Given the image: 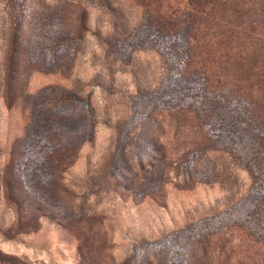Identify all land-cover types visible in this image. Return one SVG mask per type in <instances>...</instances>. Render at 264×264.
<instances>
[{
    "label": "rangeland",
    "instance_id": "rangeland-1",
    "mask_svg": "<svg viewBox=\"0 0 264 264\" xmlns=\"http://www.w3.org/2000/svg\"><path fill=\"white\" fill-rule=\"evenodd\" d=\"M145 1L0 0V264H264V0Z\"/></svg>",
    "mask_w": 264,
    "mask_h": 264
},
{
    "label": "trees",
    "instance_id": "trees-1",
    "mask_svg": "<svg viewBox=\"0 0 264 264\" xmlns=\"http://www.w3.org/2000/svg\"><path fill=\"white\" fill-rule=\"evenodd\" d=\"M153 1H155L153 18L155 27L163 31H170L174 33L179 28L180 18L182 17L188 24V37L194 38L196 34L202 31L201 24L205 19V15L208 14V9L213 3H216L215 1L217 0H185L183 4L176 6L170 4L162 6L158 0ZM140 4L145 10L149 11V13H152V10L148 8L149 4L145 0H141ZM6 63L8 70L10 69V64L13 63V54L11 52H9L6 57ZM9 199L13 201L10 196ZM259 211H264V196L256 202L252 210L253 214Z\"/></svg>",
    "mask_w": 264,
    "mask_h": 264
}]
</instances>
